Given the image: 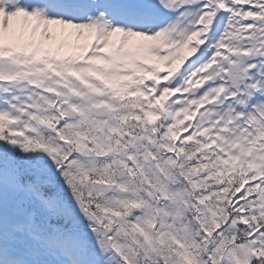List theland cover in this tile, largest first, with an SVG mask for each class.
Listing matches in <instances>:
<instances>
[{
	"label": "snow or ice",
	"instance_id": "snow-or-ice-1",
	"mask_svg": "<svg viewBox=\"0 0 264 264\" xmlns=\"http://www.w3.org/2000/svg\"><path fill=\"white\" fill-rule=\"evenodd\" d=\"M0 264H264V0H0Z\"/></svg>",
	"mask_w": 264,
	"mask_h": 264
}]
</instances>
